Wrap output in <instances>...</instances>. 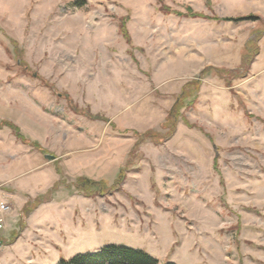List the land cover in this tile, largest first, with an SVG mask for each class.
<instances>
[{
  "label": "rangeland",
  "instance_id": "1",
  "mask_svg": "<svg viewBox=\"0 0 264 264\" xmlns=\"http://www.w3.org/2000/svg\"><path fill=\"white\" fill-rule=\"evenodd\" d=\"M3 202L0 264H264V0H0Z\"/></svg>",
  "mask_w": 264,
  "mask_h": 264
},
{
  "label": "trees",
  "instance_id": "2",
  "mask_svg": "<svg viewBox=\"0 0 264 264\" xmlns=\"http://www.w3.org/2000/svg\"><path fill=\"white\" fill-rule=\"evenodd\" d=\"M77 5H80V3L77 2ZM189 13L187 15L189 16H195V13L192 12L191 8L189 9ZM259 19V17L254 15H247V16H238V17H230L226 18V20L229 21H245V20H255ZM122 33L124 36H128V32L124 25H122ZM255 53H258V50L255 51ZM251 55V51H248V56ZM245 60V59H244ZM244 65L245 62H243ZM249 64L247 65V68L245 66H242L240 69L245 70L249 68ZM239 71V70H238ZM180 106L177 104L173 109L170 117L167 121L170 119H173L172 117L177 116L180 114ZM174 112H176L174 114ZM171 125V124H170ZM171 126H174L171 125ZM150 135V134H147ZM151 137V136H150ZM82 180H87L86 178H80L78 181V187L80 189H83L81 187L80 182ZM159 259L148 253L144 249L140 248H133L126 245H118V244H109L103 247L101 250L96 252H86V253H80L75 256H73L71 259L62 258L61 261L58 264H158ZM167 264H175L172 262H169Z\"/></svg>",
  "mask_w": 264,
  "mask_h": 264
},
{
  "label": "built area",
  "instance_id": "3",
  "mask_svg": "<svg viewBox=\"0 0 264 264\" xmlns=\"http://www.w3.org/2000/svg\"><path fill=\"white\" fill-rule=\"evenodd\" d=\"M9 205L5 202L1 204V215H0V228H3L5 226V220L3 214L9 210ZM2 246V242L0 241V247Z\"/></svg>",
  "mask_w": 264,
  "mask_h": 264
},
{
  "label": "water",
  "instance_id": "4",
  "mask_svg": "<svg viewBox=\"0 0 264 264\" xmlns=\"http://www.w3.org/2000/svg\"><path fill=\"white\" fill-rule=\"evenodd\" d=\"M47 156L50 158V159H53L55 156H53V155H49V154H47Z\"/></svg>",
  "mask_w": 264,
  "mask_h": 264
}]
</instances>
